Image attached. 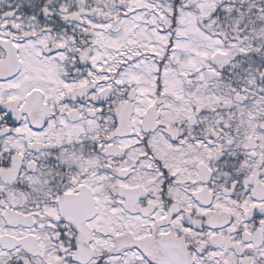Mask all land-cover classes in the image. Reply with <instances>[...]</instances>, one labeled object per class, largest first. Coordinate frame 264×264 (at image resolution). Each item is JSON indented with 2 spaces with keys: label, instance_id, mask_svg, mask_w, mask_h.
<instances>
[{
  "label": "snow or ice",
  "instance_id": "6c2138e0",
  "mask_svg": "<svg viewBox=\"0 0 264 264\" xmlns=\"http://www.w3.org/2000/svg\"><path fill=\"white\" fill-rule=\"evenodd\" d=\"M0 264H264V0H0Z\"/></svg>",
  "mask_w": 264,
  "mask_h": 264
}]
</instances>
